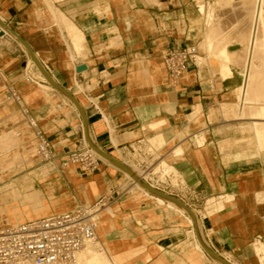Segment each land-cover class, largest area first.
I'll use <instances>...</instances> for the list:
<instances>
[{"label": "crops", "instance_id": "1", "mask_svg": "<svg viewBox=\"0 0 264 264\" xmlns=\"http://www.w3.org/2000/svg\"><path fill=\"white\" fill-rule=\"evenodd\" d=\"M44 1L0 0V17L29 43L41 61L50 67L56 81L80 101L96 144L102 150L117 156L120 154L125 159H130L126 155L128 145L135 144L149 163L155 157L154 153L165 157L171 147L181 145L184 149L182 155L168 157L176 165L180 178H185L191 187L201 180L211 193L232 194L227 195L226 200L234 206L228 205L225 211L207 220L217 236L212 237L215 248L223 253L227 251L233 257L234 254L249 255L253 251L251 260L264 264V201H258L259 196H264V151L261 149L264 141L253 139L251 145L244 148L231 145L229 141L222 142L228 136L221 138L215 135L214 130L225 122L223 117L219 116V122L209 119L213 109L211 105L230 99L231 89L237 96L239 81L219 77L218 81L214 77L204 81L195 68H190L187 79L182 80L177 89L167 88L162 54L168 49L189 45L183 40L191 32L188 22L192 21L197 30L201 28L199 21L187 17L190 11L196 14L195 0H48L55 9L72 19L70 21L84 35L86 48L80 53L75 50L77 54L71 45L73 33L57 24ZM188 2L191 6L186 8ZM65 38L70 44L65 42ZM82 65L86 69L78 72L77 67ZM158 73L160 78L156 79ZM77 82L83 87L82 91L89 92L90 100L99 107L103 117L77 89ZM205 87L209 90L204 91ZM0 89L4 91L3 86ZM20 93L24 95L22 91ZM23 99L24 105L41 121L43 108L31 109L27 96H23ZM64 109V127L59 125L57 116L48 122L55 128L48 137L59 155L77 145L75 134L81 124L74 111L70 110L67 116L69 107ZM156 109L159 112L153 114ZM195 112L205 121V142L201 146L196 144L194 138V134L200 130L193 121ZM153 119H165L170 125L171 121H175L178 135L169 143H179L168 150L164 149L167 146L158 149L152 146L147 123ZM70 123L76 125L71 131L65 130ZM169 127L162 132L169 133L172 130ZM202 155L208 156L206 167L200 164ZM257 158L260 159L257 167L249 166L240 171L245 161ZM69 170L53 171L48 177V181L54 180L58 190H62L54 196L57 200L54 211H67L80 203H93L111 187V183L107 182V187L91 195L88 201L82 191L71 185L73 179ZM77 171L80 173L79 167ZM80 174L81 178L75 182L82 184L92 180L86 174ZM54 188L52 192L55 193L57 190ZM98 234L102 239H110L117 244L138 243L130 237L131 231L116 229L114 224L101 227L100 223ZM257 236H261L263 241L253 242Z\"/></svg>", "mask_w": 264, "mask_h": 264}, {"label": "rangeland", "instance_id": "2", "mask_svg": "<svg viewBox=\"0 0 264 264\" xmlns=\"http://www.w3.org/2000/svg\"><path fill=\"white\" fill-rule=\"evenodd\" d=\"M208 1L213 2L214 0H208ZM235 1H237V2H235ZM235 1H234L235 3L234 2L232 3V5H235V7H236V4H237L236 8L231 5L232 8H230V7L227 8L226 11L223 12L222 17L216 18V19L211 18V20H210L211 23H215L212 25L213 26V29L211 32L212 35L214 33L213 36H215V33H216V37H220L221 40L223 38V41H225L226 39H227L226 41H229L228 38H230V36H232L230 34V31L232 28H230V27L233 24H236V22L238 23V21H240L245 16V11L242 9L239 0H235ZM238 4H240V6ZM189 6H191V5L188 2L185 5V7L187 8ZM194 6L195 7L197 6V2H195ZM240 7H241V9L239 10ZM189 11H190V9H189ZM234 12H236V13H234ZM242 13H244V14H242ZM186 15H187V13H186ZM240 15H241V18H240ZM187 17H189V15H187ZM69 20H72V19H69ZM219 22H220V24H219ZM229 22H231V23H229ZM188 25H189V30H191V32H190V35H188V36L185 35L183 37V40L186 41L187 43L195 46L194 40L192 39V35L195 34V32L200 35V33L203 31L201 28L197 30V26H195V24L192 23V21L188 22ZM201 25H203V24H201ZM214 25H215V27H214ZM63 26L65 28L67 27L66 25H63ZM217 32H219L220 34ZM224 33L225 34L227 33L226 34L227 36L224 35ZM218 34L219 35L222 34L221 35L222 37L217 36ZM186 39H188V40H186ZM65 42L69 43L70 41L68 42V39L65 38ZM215 42L217 43V40L214 41V43H213L214 45H215ZM0 44L6 45V43H4L3 41L2 42L0 41ZM229 46L232 47L231 48V50L233 52V54L231 55L232 60H234V63L236 60V62L238 63L236 65L237 66L239 65L238 67H240V66L243 67L242 65L244 64L245 58L243 59V54H241L242 52L238 50L239 46H237L236 43L235 44L230 43ZM233 48L235 50H233ZM236 49H237V52H236L237 56H235L236 53L234 54ZM12 51L11 50L9 51L8 47H6V46H0V69L3 70L4 73L6 74L7 81L10 83L15 82L14 83L15 86L18 89H21L20 91H22L23 94H24V92L31 89V92L29 94L27 93L26 95L24 94L23 96H25V97L27 96V101L29 102L28 105H30L31 109H42L43 108L42 109L43 114L41 115L43 117V119L41 121H39V125H40V127H42L46 131V134L48 136L49 133L51 131H53V129H55L52 124L48 123L50 121V119L57 116V119L59 120L58 121L59 125L61 127L62 126L64 127L66 125V123L64 121V116H63V114L65 113L64 108L69 107V110L66 111V114L68 116L70 110L74 111L77 107H75V108L72 107V105H74V103H72V105L70 104L71 106H69L68 103H71V101L68 97L66 98V94L61 93L58 90L54 89V87L51 86V84L47 81L46 78L41 77L40 81L36 82L37 84L32 83V82H28L30 79L28 81L26 80L25 76L23 75L24 74L23 67L20 65V63L22 61L20 52L17 51V52L13 53ZM238 54H239V57L241 60L237 59ZM241 61H243V62H241ZM213 67H214L213 70L215 71V66L213 65ZM47 68L49 69V71H51V69L48 65H47ZM191 68H192V70L195 68V72L199 73L200 77H202L204 81L209 79L210 77H214L215 81L219 80L218 77L220 78V74L218 72L216 73V71H215V73L212 74L207 66H204V69L201 71H200L199 66L197 68L192 66ZM262 69H263V67L260 70H262ZM52 77L55 79L54 76H52ZM260 77H262V76H260ZM260 77H259V79H260ZM236 81H238V80H236ZM263 81H264V76H263V80L261 81L262 83L260 82L259 84H263ZM3 85H4V83L0 82V88ZM77 85L79 86L80 90H83V87L80 84H78V82H77ZM40 86H48V92L46 93V92L42 91ZM208 90H209L208 87L204 88V91H208ZM231 91H232L231 98L222 100V101H220L221 103H229V105L231 106L232 102L233 103L238 102L239 99H237V96L234 95L233 89H231ZM171 92L175 93V91H171ZM5 94H7L6 90L3 91L2 89H0V158L5 157V156H9V155L15 157V155H14L15 152H18L20 150V147L16 148V144L18 145V141H19L18 138L25 136L23 138L28 140L27 145H29V142H31V133L33 132L32 129L27 128V126L25 125L26 119H25V117L23 118V116L21 115L20 111L18 110L17 105L15 103H12V101L8 100L5 96ZM36 96H39V97L35 99ZM53 99H56L57 101L53 100ZM9 102L12 103V107H13L12 112L17 114L16 120H18L19 124H21L20 130L22 131V135L19 137L16 134V128H14V127H16V126H14L16 124V122L9 118V114L11 113V111L10 110L4 111V112L1 111L4 108L5 104H9ZM48 102L51 106L48 104ZM53 104H55V105L53 106ZM74 106H76V105H74ZM211 107L213 109L211 110V117H209V119H211V122H215V121L219 122L220 121L219 116L221 115L223 117V114L217 109V108H219V104L211 105ZM59 109L62 111H59ZM237 111H239V109L233 110V114L235 115L237 113ZM75 112H76V110H75ZM224 112H226V116L228 115L227 118L233 117V114L231 113L232 111H230V113L228 112V114H227V110ZM195 113H197V112H195ZM73 115H74V113H73ZM192 117H193V121H194L195 120L194 115ZM197 117H201V116L198 114ZM201 118H203V117H201ZM5 120L7 122L6 125L3 124V122ZM153 120H157V119H153ZM150 121H148V123H147V128L151 131L148 133V138H149V142L151 143L152 146L156 147L157 149L167 146L164 149L168 150V148L170 146L175 145V142L169 143V141L172 139V136L174 133H176V135H178L176 128H175V126H176L175 121H173V122L171 121V125H170L168 123V121L167 120L165 121V119H164L163 120L164 123H161L158 125L159 128L158 127L157 128L152 127L151 124L149 123ZM40 122L42 124H40ZM72 122H74V121H72ZM235 122H238V120H229L225 123H235ZM164 124H166V125H164ZM74 125H76V124H74ZM74 125H71V123H70V126H67L65 128V130L71 131L74 128ZM109 127H110V131H111L112 141L113 140L115 141V137L113 135L112 128L110 125H109ZM166 127L172 128V130L169 133H165V132L163 133L162 131L164 129H166ZM219 129H221V128H219ZM82 133H83V129H82ZM214 133L217 136H221V138L224 136H228L227 138H230V139L232 137H234V135L232 134V131L221 132V135L216 133V132H214ZM90 135H91V133H90ZM221 138H220V140H222ZM34 141H35V138H34ZM85 141L87 142V138L85 139ZM32 142H33V140H32ZM233 142H234L233 140L229 141V144L233 143ZM196 144H197V142H196ZM261 149L263 152L264 147H262ZM151 150L153 151V149H151ZM110 154L114 155L112 153H110ZM154 154L156 156L153 157L152 161H151V163H153L152 164L153 168L157 165H160L159 164L161 161L160 158H163V157H160L161 156L160 154H157V153H154ZM114 156L117 158V160L121 161L119 156H117V155H114ZM16 157L18 160L19 159L21 161L24 160V158L22 157V155L20 153L17 154ZM262 158H263V156H262ZM200 160H201L200 164L205 165V167H206V163L208 161V156L202 155L200 157ZM126 161H127V163H126ZM258 161H260L259 158L245 161V163L243 164L244 168L241 169L240 171L248 169L249 166L250 167L251 166L257 167V165H259V163H260ZM121 162L124 164V165L122 164L123 166L120 164H117L118 162L112 163V162H110V160L104 161L101 163V167H100L102 170L95 172V173H88V172H82V171H80V173L86 174V176L89 179L92 178V180H88L87 182H90V181L94 182V186L99 188V191L97 193L102 192L104 190V187H107L106 186L107 182L111 183L110 188H112V187L114 188V192H115L114 193V199L117 198V202L114 204V206H116V208H117V211L115 213L116 216L110 215L111 213L109 212L107 215V218H102L103 225L101 224V227H104L106 225L111 226L114 223V226L116 227V229H120V228L128 229L132 233L130 237L132 239H136L138 241V243L137 244H124V242H123V244H117L116 242L111 241L110 239H102L98 234L99 241L104 242V240H109V242L111 243V245H110L111 246V249H110L111 250L110 251L111 256L118 255L121 252L132 253L130 255V257L132 259H130L126 262H123L122 264H135L136 260H139V257H142L144 255L146 257L150 256V260L148 259L145 264H151L157 258H163L164 262L166 264H191L187 260V254H193V253L196 254L197 253V251L194 249L195 240H198L196 228L194 229L195 224L198 225L199 235H200L203 243L205 240L206 243L209 244V246H211L210 243L213 241L212 237L213 236L217 237V236L215 234L214 228L210 229V226L207 224L208 217L212 218L215 214L222 213L223 211H225L226 207L228 205H230L226 200V196L232 195V194L231 193H228V194L211 193L209 188L204 186V182H201V180H197L198 183L195 184L193 187H191L185 178L179 177V172L176 168V165H174L173 162H171V161H170V163H171L173 169L170 167L171 166L170 165L168 169L164 168L167 171H164V169L160 168L161 171L160 170H158V172L154 171L155 173H153L152 175H148V179H147V181L146 180L145 181L149 185L152 184L155 189L161 190V191L168 193V194L172 195L173 197L177 198L180 202H182L183 204H185L187 207H189L191 209V213L193 215H190L183 207L176 204V202H174L172 200L165 199L164 202H166V203H164L163 205L160 204L158 200L163 199V197L155 195L151 191H147V190L141 191L137 187H134L132 190L129 191V187L131 186V184L136 181V179L134 178V174L137 175V173H139L138 175H139V177H141V173H140L141 171L140 170H143V169L136 166L134 163L129 162L126 159H124V161H121ZM41 164H44V163L38 162V165L41 166ZM131 165H132V167H131ZM127 168L128 169L130 168L129 170H132L134 173L129 171ZM170 168L172 170H170ZM24 170H31V167H26ZM73 170L77 171L78 167H75V169H73ZM129 172H130V174H129ZM23 173H24V171H23ZM206 174L209 175L207 170H206ZM20 175H22V174L16 173L14 175H11L10 177L15 178L16 176L19 177ZM81 176H82V174H81ZM128 176H130L131 178ZM132 178H134V179H132ZM149 179H152L153 182H149L148 181ZM8 180H9L8 178L2 179L0 181V183H1L0 186H4L6 183H8ZM87 182H84V183H87ZM157 182L159 183L160 189L157 188V186H156ZM210 182H211V180H210ZM55 184H56V182L54 180L47 181L44 184H41L39 181H37L36 188H41V189L45 190V192L48 194V196L53 195V197H54V196H56V194H60V192H62V190H58V187L55 186ZM16 185H18V186L16 187ZM16 185H15L16 189L20 188V190H22V186H20L19 184H16ZM52 187H55L54 189L57 190L55 193L52 192ZM0 192H2V191H0ZM146 193L148 194V196ZM222 196H224V197H222ZM155 197H157V198H155ZM171 206L176 208L178 211L175 212V210H173V208H171ZM230 206H234V205H230ZM3 215H8V211H7L6 205L5 204L3 205L0 202V218H2ZM188 217H190V218H188ZM188 219H190V220H188ZM193 219H195V220H193ZM192 235H193V237H192ZM166 239H168V242H167V244H164V241ZM167 251H170L171 253H173V256L172 257H165ZM225 252L227 254L226 257H228V256H230L229 258L233 257L227 251H225ZM221 253H222V255H225L223 253V251L220 252V254ZM196 255L197 256L195 257L194 261L200 262L201 264H210L209 260H211V259L213 260V258H211L208 254H207V256L210 259H207L206 258L207 256L202 255L201 252H199V251ZM234 256L235 257H233L232 260L238 261L240 264H257V263H255V261L251 260L254 257L253 251H252V253L250 252L249 255H246L245 253H243V254H239V255L234 254ZM180 258H181V261L179 260ZM182 260L185 263L182 262ZM258 260H260V259H258ZM262 261L264 262V260H262Z\"/></svg>", "mask_w": 264, "mask_h": 264}, {"label": "bare ground", "instance_id": "3", "mask_svg": "<svg viewBox=\"0 0 264 264\" xmlns=\"http://www.w3.org/2000/svg\"><path fill=\"white\" fill-rule=\"evenodd\" d=\"M234 1L235 0H214L213 2H211L208 0H195V2H197V6L195 7L196 14H194L192 11H190L188 14H189L190 19L195 18L196 21L200 22V26L203 31L200 33V35L196 32L195 34L192 35V39L194 40L195 47L198 51L197 64L200 67V71L204 69V66H207L212 74H214L215 71L216 73L218 72L220 74V78L222 77L223 80H231V81L238 80L239 81V84L236 89L237 99H239L238 102L237 103L232 102L233 104L231 103V106L229 105V103H219V108H217L223 114V120H225V122L229 120H238V122H235V123H225L224 122V124H222L221 127L219 126L217 129H215L214 132L221 135V132L232 131V134L234 135V137L231 139L225 138V140H223L222 142L233 140L234 142L232 143V145L235 144V145H238L244 148V147L251 145V141L253 139L258 138L259 140L264 141V81H263V84H259L263 80V76H264V0H239L242 9L245 11V16L240 21H238V23L236 22V24H233L230 27L232 28L230 31V34L233 37L230 36V38H228L229 41H226L227 39L223 41V38L221 40L220 37H216V33H215V36H213L214 33L212 35L211 33L213 29L212 25L215 23H211L210 20L211 18L216 19V18L222 17L223 12L226 11L227 8L229 7L232 8V6L235 7V5H232ZM44 2L46 3L47 7L50 9L57 24L60 27H62L63 25H66L69 31L73 33V39H72L73 44L71 45L72 47H74L73 49L74 51L76 50L77 52L80 53V50L86 48V41H85L84 35L72 23L73 21L71 22L69 20V17H67L62 11H60L59 9H55L52 6L50 1L45 0ZM240 4L238 5L240 6ZM236 7H237V4H236ZM241 7L239 8V10L241 9ZM240 18H241V15H240ZM0 31H2V35H0V41L1 42L3 41L4 43H6V45L0 44V46H6L8 47L9 50H13L14 52L21 50L26 53V61L23 64L24 65L23 75L25 76L26 80L28 81L30 79L28 82L36 83L37 81H40L41 77L46 78L43 75L42 71L38 68L32 56L30 55L27 47L18 40V37L16 35L17 32L14 31L12 27L4 25V19H2L1 17H0ZM219 34L217 36L222 35V34L221 35ZM226 34L224 33V35ZM215 40H217V43L215 42V45H214L213 43ZM230 43H234V44L236 43V45L239 46L238 50L242 52L240 53L243 54V59L245 58L244 64L242 65L243 67L241 66L238 67L239 65L238 66L236 65L238 64L236 60H235V63H234V60H232L231 55L233 54V52L231 50L232 47L229 46ZM234 48L233 50H235ZM76 51L75 53L77 54ZM236 52H237V49L234 52V54ZM35 55L39 58V55L36 52H35ZM235 56H237V53ZM238 57H239V54H238ZM238 57L237 59H240V57L239 58ZM213 65L215 66V71L213 70L214 69ZM262 67L263 69L260 70ZM155 78L156 79L160 78L159 73L155 75ZM40 87L42 91L46 93L48 92V86H40ZM29 92H31V89L24 92V94H27ZM5 96L8 100L12 101V99L8 98L7 94H5ZM12 103L14 102L12 101ZM12 103L9 102V104H5L4 108L1 111L2 112L7 111V110L11 111V113L9 114V118L16 122V124L14 125L16 127L14 128H16V134L19 137L22 135V131L20 130L21 124H19L18 120H16L17 114L12 112L13 111ZM68 104L69 106H71L72 102ZM54 105L55 104H53V106ZM72 107L75 108L76 106L72 105ZM235 109H239V111H237V113L234 115L233 110ZM75 110L74 112L76 113V115L79 116L80 113L78 109L76 108ZM226 110H227V114L228 112L230 113V111H232L231 113L233 114L234 118L233 117L227 118L228 115L226 116V112H224ZM158 112L159 110L156 109L153 112V114H156ZM193 115H194V119H195L194 123L196 124V127L197 128L201 127L200 130L199 131L197 130L198 132L194 134L195 135L194 138L197 144L201 146L205 142L206 131H204L203 129L205 125V121L203 118L197 117L198 113H195ZM163 120L164 119L151 120L149 123L151 124L152 127L157 128L159 124L164 123ZM3 124L4 125L7 124L6 120L3 122ZM25 125L27 126V128L31 129L29 125L27 124V122H25ZM81 127L83 129L84 138L86 139L84 125L82 124ZM174 136H176V133L173 134L172 138ZM23 137L18 138L19 141H18V145L16 144V148L20 147V150H19L20 152L19 151L15 152L14 154L15 157L9 155V156L0 158V181L6 178L9 179L8 183H6L4 186H0V191H2L0 192V202L3 205L4 204L6 205L7 211H8V215H3L2 218H0V231L8 227L15 226L27 220H32V219L46 216L49 213L52 214V213L64 212L63 210L54 211V209L57 207L56 198L53 197V195L48 196L45 190L41 188H36L37 181H39L41 184H44L46 181H48L50 172H52L53 170L56 171V168L52 164H49V163L41 164V166L38 165V162H41V158L38 157L37 145H36V140L34 141L33 132L31 133V142H29V145H27L28 140ZM113 142L115 144L114 140ZM84 143L86 147L91 149L102 160V162L108 161V160H110V162L112 163L116 162L117 158L114 155H111L112 157L110 156L108 158L102 155L96 146L94 145L91 146L88 143V141L86 142L85 140H84ZM178 143H176L175 145H177ZM183 152H184L183 147L178 144V146L171 147L168 153L165 154V157L160 158L161 160L159 163L160 165H157L154 168L152 166V169L150 170V172L139 169L141 171L140 173H141L142 178L139 177L138 175L139 173H137L138 176L134 174V178L136 179V181L133 183L131 182L132 184L129 187V191L132 190L134 187H137L141 191L143 190L151 191V188L155 189L152 184L149 185L145 181V179H148V175H152L156 171L158 172L160 168L168 169L169 166L171 165L170 160L168 158L169 155H173L177 157V156L182 155ZM19 153L22 155L24 160L21 161L20 159L19 160L17 159L16 155ZM26 167H31V170H24ZM75 167H78V166H72L69 168L70 170L68 171L70 176L73 179L71 182V185L76 190L82 191L86 195L89 201L90 196L96 194L99 191V188L94 186L93 181L82 183V184L75 182L81 178V174L73 170L75 169ZM170 167L172 168V165ZM171 168L170 170L173 169ZM165 169L164 171H167ZM16 173H20L22 175H20L19 177L16 176L15 178L10 177L11 175H14ZM16 184H19L20 186H22V190H20V188L16 189L15 188ZM17 186L18 185H16V187ZM158 201L162 205L166 203L164 202L165 198L159 199ZM258 201L263 202L264 196L263 195L259 196ZM171 208H173L175 212L178 211L176 208L172 206ZM116 211H117V208L114 205H110L104 208L99 215L100 223L103 225L102 218H107V215L109 212L111 213L110 215L116 216L115 214ZM167 242H168V239L164 241V244H167ZM110 245L111 243L109 242V240H104V242L95 241V242L89 243L87 244L85 248H83L81 251H79L76 254L75 261L72 264H122L123 262H126L131 259L130 255L132 253L130 252L129 253L121 252L118 255L111 256V253H110L111 246ZM194 249L197 251V253L199 251L201 252L202 255L207 256V253L204 251L205 249L203 245L200 243L199 239L195 240ZM196 254L195 253L187 254L188 262H190L191 264H201L200 262L194 261L195 257L197 256ZM224 254L225 255H222L221 253L220 256H222L229 263L240 264L238 261L232 260L233 257L229 258L230 256L226 257L227 254L226 253ZM172 256H173V253H171L170 251H167L165 257H172ZM148 257H146L145 255L142 256L141 259H139V261L136 262V264H145L148 259L150 260V256ZM206 258L210 259L208 256ZM179 260L181 261V258ZM209 261H210V264H220L215 259L213 260L211 259ZM182 262L184 261L182 260ZM20 264H34V263L32 261H27V262H23ZM151 264H166V263L164 262L163 258H157Z\"/></svg>", "mask_w": 264, "mask_h": 264}, {"label": "built area", "instance_id": "4", "mask_svg": "<svg viewBox=\"0 0 264 264\" xmlns=\"http://www.w3.org/2000/svg\"><path fill=\"white\" fill-rule=\"evenodd\" d=\"M4 23L11 27L7 21L4 20ZM19 52L24 68L26 53L21 50ZM197 55L198 51L192 44L163 52L162 63L167 75L168 89H177L181 81L187 79L190 68L198 67ZM41 63L50 73L47 65L43 61ZM0 82L4 83L3 87L8 98L12 99L19 107L21 114L32 129L38 157L41 158L42 163L52 164L56 171H64L72 166H78L83 172L100 171L102 160L84 143L81 115L78 116L81 124L77 127L75 134L77 145L65 154L59 155L55 145L44 129L40 127L38 118L24 105V99L19 89L14 83L7 81L6 74L1 69ZM76 87L101 113L99 107L90 100L89 92L80 90L78 85ZM101 115L103 117L102 113ZM126 155L130 157L126 160L131 163H134L131 160L136 161L134 164L144 171L150 172L152 169V163L149 164L147 159L141 156L144 153L135 144L128 145ZM119 157L121 161L125 159L120 154ZM145 180L147 181V179ZM148 181L153 182L152 179ZM156 186L159 188L158 182ZM114 193L112 187L93 203H80L71 210L27 220L0 231V264H20L27 261H32L34 264H72L76 254L87 244L99 241V215L104 208L117 202V198L114 199ZM257 240L263 241V238L257 236L254 242ZM210 245L220 255V251L215 248L212 242Z\"/></svg>", "mask_w": 264, "mask_h": 264}, {"label": "water", "instance_id": "5", "mask_svg": "<svg viewBox=\"0 0 264 264\" xmlns=\"http://www.w3.org/2000/svg\"><path fill=\"white\" fill-rule=\"evenodd\" d=\"M4 25H6L4 23ZM7 26V25H6ZM0 35H2V32H0ZM17 37H18V40L20 42H22L28 49L30 55L32 56V58L34 59L35 63L37 64L38 68L42 71L43 75L46 77L47 81L56 89L58 90L59 92L61 93H64L66 94V96L70 99V101L72 103H74V105H76L80 115H81V118H82V121H83V124H84V128H85V133H86V138H87V141L88 143L92 146H96L97 149H99L100 153L106 157H110L111 154L102 150L97 144L96 142L94 141V139L92 138V136H90V129H89V123H88V118L86 116V113L82 107V105L80 104L79 100L76 98V96L71 93L70 91H68L65 87H63L60 83H58L56 80H54L52 77H51V74L45 69V67L43 66V64L41 63L40 59L35 55V52L34 50L31 48V46L29 45V43L22 37L20 36L18 33H16ZM86 69V66L85 65H82V66H79L77 67V71L80 72L82 70ZM112 157V156H111ZM115 159V158H113ZM116 162H118L120 165H122L123 163L119 160L116 159ZM124 165V164H123ZM122 165V166H123ZM125 167V166H124ZM132 173L133 171L130 170ZM142 181V179H141ZM146 183V182H145ZM147 184V183H146ZM151 192L155 195H158V196H161L165 199H168V200H172L174 202H176L178 205H180L181 207H183L190 215H193L191 213V209L189 207H187L185 204H183L182 202H180L177 198L173 197L172 195L168 194V193H165L161 190H158V189H153L151 188ZM195 228H196V232H197V235H198V239L200 241V243L203 245L206 253L213 259H215L216 261H218L220 264H231L229 263L228 261H226L222 256H220L211 246H209V244L206 243V241L204 240V243L203 241L201 240V237L199 235V230H198V225L195 224Z\"/></svg>", "mask_w": 264, "mask_h": 264}]
</instances>
